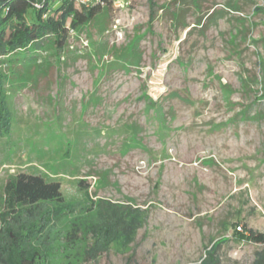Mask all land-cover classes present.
I'll use <instances>...</instances> for the list:
<instances>
[{
    "label": "rangeland",
    "instance_id": "1",
    "mask_svg": "<svg viewBox=\"0 0 264 264\" xmlns=\"http://www.w3.org/2000/svg\"><path fill=\"white\" fill-rule=\"evenodd\" d=\"M0 68V232L41 264H264V0H121ZM100 201L133 217L108 244Z\"/></svg>",
    "mask_w": 264,
    "mask_h": 264
},
{
    "label": "trees",
    "instance_id": "2",
    "mask_svg": "<svg viewBox=\"0 0 264 264\" xmlns=\"http://www.w3.org/2000/svg\"><path fill=\"white\" fill-rule=\"evenodd\" d=\"M113 3L115 0L92 1L88 4L77 3L74 0H0V56L17 51L39 50L47 44L61 49L70 29L75 31L87 26L105 7ZM227 4L231 10H238L235 2ZM7 96L5 74L0 68V135L7 133L11 127ZM9 197L8 207L11 206L10 199L13 198V193H10ZM97 213L102 223L88 222L86 226L90 230L95 229V232L104 234L103 242L107 244L113 241L116 235H122L133 218L128 219L130 215L121 210L119 205L103 201L99 202ZM10 218L7 213L2 214L1 264H41L39 258L43 255L34 243L37 235L36 223H16L10 221ZM248 232L250 238L264 240L261 233L252 229H248ZM215 247L216 244L213 243L211 249ZM254 264H258V261Z\"/></svg>",
    "mask_w": 264,
    "mask_h": 264
},
{
    "label": "built area",
    "instance_id": "3",
    "mask_svg": "<svg viewBox=\"0 0 264 264\" xmlns=\"http://www.w3.org/2000/svg\"><path fill=\"white\" fill-rule=\"evenodd\" d=\"M75 2L77 3H83V4H88L92 1H100V0H74ZM121 0H115V2H120ZM70 32H73L74 30L73 29H70L69 30Z\"/></svg>",
    "mask_w": 264,
    "mask_h": 264
}]
</instances>
